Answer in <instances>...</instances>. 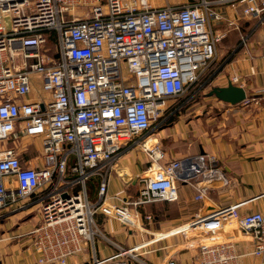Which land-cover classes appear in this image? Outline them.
<instances>
[{"label":"built area","instance_id":"obj_1","mask_svg":"<svg viewBox=\"0 0 264 264\" xmlns=\"http://www.w3.org/2000/svg\"><path fill=\"white\" fill-rule=\"evenodd\" d=\"M226 6L264 29V0L162 7L147 0H0V143L7 142L0 147V219L5 212L32 216L36 206L39 223L21 235L29 237L36 264H67L85 245L90 264H127L124 250L97 258L95 240L104 235L98 214L142 229L138 208L176 200L177 181L192 180L196 201L213 181L229 183L213 156L191 178L182 174V160L161 166L158 143L147 146L169 118L168 101L187 93L216 57L224 33L213 26H236ZM240 39L247 48V36ZM227 81L237 84L240 75ZM129 145L150 157L144 186L133 198L110 195L108 174ZM244 204L218 206L167 234H181L198 249L195 264H239L244 254L228 231L253 243L246 254L260 256L264 211L240 213Z\"/></svg>","mask_w":264,"mask_h":264},{"label":"crops","instance_id":"obj_2","mask_svg":"<svg viewBox=\"0 0 264 264\" xmlns=\"http://www.w3.org/2000/svg\"><path fill=\"white\" fill-rule=\"evenodd\" d=\"M198 1L147 0V3L151 7H162L193 4ZM225 10L229 20L237 18L236 26L220 21L213 28L224 33L222 40H226V47L229 48L234 41H231L234 30L239 36H247L248 46L246 48L241 45V49L222 70L225 73V82H217L215 86L227 85L228 77L238 73L240 82L235 85L242 86L246 95H252L253 98L247 97L248 101L235 105L222 102L228 106H224L217 118L208 112L204 115L195 112L192 117L186 118L179 115L178 120L171 124L176 125L179 136L169 137L164 128L160 127L149 134L148 138L153 136L150 143L155 139L164 155L158 162L159 165L182 160V174L192 178L205 168L208 157L213 156L214 165L225 172L229 183L223 185L219 180L213 181L207 190V197L196 201L194 196L197 192L192 180L177 181V199L161 202L154 214L146 210L145 214H151L152 220H145V227H142L143 231H139V234H133L128 227L113 218L98 214L96 223L104 235L95 240L97 258L104 259L124 250L127 253L122 258L127 264H164L170 258L177 264H195L198 249L189 245L187 238L181 234H167L171 229L196 215L229 203L245 201L239 209L240 213L264 211V29L256 18L235 15L237 12L231 6H226ZM81 13L85 15V9ZM241 19L244 21L239 25ZM240 26L243 30L247 29L244 34ZM35 94L36 92L30 93L28 98H34ZM179 108L175 107V111H179ZM149 163L150 157L147 153L138 146L129 145L127 151L116 161V167L108 174V193L128 198L136 196L144 186L141 178L147 174ZM92 187L96 198L95 185L92 184ZM21 212L26 217L22 220L31 217L26 216L24 211ZM9 215L13 214L5 212L0 222L5 223ZM34 227L23 233H11L13 228L9 231L7 226H1L0 264H36L29 237L21 236ZM225 235L238 240L235 249L244 254L239 259V264H264V253L260 256L246 254L253 250L252 242L241 240V236H237L234 231L225 232ZM13 236L12 239L2 240ZM92 255L91 247L85 245L80 254L68 259L67 264H90Z\"/></svg>","mask_w":264,"mask_h":264},{"label":"rangeland","instance_id":"obj_3","mask_svg":"<svg viewBox=\"0 0 264 264\" xmlns=\"http://www.w3.org/2000/svg\"><path fill=\"white\" fill-rule=\"evenodd\" d=\"M244 20L241 19L239 21V25L243 22ZM240 29L242 31V34H244L247 29H242L240 26ZM235 32L234 35L231 37V41L232 45L228 47H226L227 42L226 40H222L218 46H217V55L214 58V60L209 64V66L202 72V74L200 75L198 81L192 85L187 93H185L182 97L179 98H173L170 99L168 101L169 104V108L166 112L167 116L170 117L172 114H174L176 111L175 107L179 106L181 107L180 112L178 114H176L175 116L170 117L167 122L165 124H160L158 125L157 128L159 127H163L164 131H166V135H168L169 137H175V136H179L177 135V131H176V125H170L169 126V121L174 120L173 122H175L176 120H178V116L182 115L183 117H192L195 112L196 114L199 115H204L205 112L210 113V115H212L214 118L219 117V114L221 113V111L224 109V106H228L224 103H222L221 100H219L218 98H216L214 95L211 96V98H206V94L211 90V88L213 86H215V84L217 82H225V73L224 71V67H226L227 63L229 61H231L234 57V55L241 49V44H240V36L238 34L237 31H233ZM53 47V45H52ZM232 49V51H231ZM230 63V62H229ZM232 65V64H231ZM236 74V73H235ZM238 74V73H237ZM240 75V74H238ZM248 98H253L252 95H246ZM175 111V112H174ZM171 124V123H170ZM183 143V142H181ZM186 144V142H184ZM6 144L5 143H0V147H2V145ZM88 193L89 196L91 195V200L95 199V190L92 187V184L89 183L88 186ZM161 202H155L153 205L151 206H146L145 207V211H150V210H154V206L157 207L158 204H160ZM33 210V215L26 219V220H22L26 217H24L22 212H16L13 215H9L8 218L6 219L5 223H1L0 222V228L3 225L7 226V229L13 228V230H11V233H23L25 232V230L31 228L32 226L34 227L38 222H39V214L36 210V206L33 205L32 207ZM130 210L134 209L133 206H131L129 208ZM139 211V209H138ZM140 213V211H139ZM36 222V223H35ZM35 223V225H34ZM145 223V219H142V216L140 217V225L141 227H145L144 224ZM127 228V227H126ZM102 229V228H101ZM129 229L133 234H139V231H143L142 229ZM22 241V240H21ZM98 242V241H97Z\"/></svg>","mask_w":264,"mask_h":264},{"label":"water","instance_id":"obj_4","mask_svg":"<svg viewBox=\"0 0 264 264\" xmlns=\"http://www.w3.org/2000/svg\"><path fill=\"white\" fill-rule=\"evenodd\" d=\"M208 96L214 95L222 102L235 105L246 99V92L242 86L228 82L225 86H214L207 93Z\"/></svg>","mask_w":264,"mask_h":264},{"label":"trees","instance_id":"obj_5","mask_svg":"<svg viewBox=\"0 0 264 264\" xmlns=\"http://www.w3.org/2000/svg\"><path fill=\"white\" fill-rule=\"evenodd\" d=\"M47 34H50V31H48ZM231 51H232V50H231ZM194 84H195V83H194ZM194 84H193V85H194ZM190 87H191V86H190ZM180 109H181V107H180ZM180 109H178L179 111H176V112H175L174 114H172L170 117L175 116L176 114H178V113L180 112ZM170 117H169V118H170ZM169 118H168V119H169ZM170 119H171V118H170ZM170 119H169V120H170ZM173 121H174V120L169 121V125L173 124V123H174ZM170 123H171V124H170ZM163 202H164V201H163ZM154 203H155V202H154ZM154 203L140 206L138 209H139L141 215H142V216H145V215H146V214H145V207H146V206H151V205H153ZM154 208H155L154 210H150L153 214H154V212L156 211V207H155V206H154ZM155 213H156V212H155Z\"/></svg>","mask_w":264,"mask_h":264},{"label":"bare ground","instance_id":"obj_6","mask_svg":"<svg viewBox=\"0 0 264 264\" xmlns=\"http://www.w3.org/2000/svg\"><path fill=\"white\" fill-rule=\"evenodd\" d=\"M153 137V136H152ZM151 137V138H152ZM151 138H148V141H147V146L148 147H150L151 146V144H153L154 142H156V140L155 139H153L154 141L152 142V143H150V140H151ZM130 218H132V217H130ZM133 219V218H132ZM137 222H135V224H136ZM139 226V225H138Z\"/></svg>","mask_w":264,"mask_h":264}]
</instances>
